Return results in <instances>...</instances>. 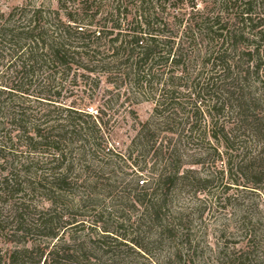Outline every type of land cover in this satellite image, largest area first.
<instances>
[{"label":"trees","instance_id":"trees-1","mask_svg":"<svg viewBox=\"0 0 264 264\" xmlns=\"http://www.w3.org/2000/svg\"><path fill=\"white\" fill-rule=\"evenodd\" d=\"M95 1L83 0L80 12L86 15ZM124 1L129 0L116 2L119 6ZM136 1L139 4L136 13H140L136 15L138 20L135 17V25L128 27L122 39L119 38L121 33L108 38V50L113 58L120 52L127 53L126 61L136 55L131 66L132 75L126 74L127 77L132 76L134 85L141 88L148 86L152 92L154 85H163L164 89L156 90L159 94L154 117L159 118L162 124L170 125L180 120L178 115L189 114L184 111L186 106L179 101L182 94L164 87L185 79V74L165 73L163 68L169 62L173 68L185 67L182 48L178 44L174 58L169 61L176 37L164 38L160 34L163 33L161 29L168 26L158 22L164 2L156 7L150 4L152 0ZM150 5L151 10L144 8ZM221 6L223 9H234L233 18L220 24L218 16L209 18L208 15H200V22L195 25L205 32L202 37L208 48L202 65L210 63L212 77L215 78L210 77L202 84L200 73L191 83L189 89L190 95H194V102L186 121L188 123L193 118L194 122L186 124L188 128H182L177 133L176 143L195 139L194 134L196 142L208 136L207 131L199 130L200 120L206 114L212 125L209 138L216 144L223 145L227 150L237 142L246 149L248 142L254 145V154L245 153L241 157L234 168L235 174H231V158L227 160L228 172L234 185H248L253 191H259L264 183V0L258 8L253 0H222ZM191 9H194L193 5ZM114 11L119 12L118 9ZM52 14L54 17L51 19L50 16L49 19L44 17L40 9L20 14L17 18L13 11L0 14V237L14 245L10 251H0V264H82L79 259H89L82 244L75 251L55 245L47 250L48 244L43 242L59 240L58 225L63 207L61 195L72 184L68 177L74 169L72 150L67 151V146L74 140L79 142L81 160L90 141L92 148L99 146L95 141L99 133L96 126H80L82 118H90L91 115L56 104L63 80L73 73V86L77 77L73 70L92 73L94 70L88 65L100 53L98 42L112 36L120 26L112 24L108 28L103 24L95 28V25L83 24L70 12L64 14V18L58 11ZM95 14L89 16L91 21ZM184 16L180 14L179 26ZM189 29L184 27L182 35L192 40ZM162 52L164 54L160 55ZM79 59L86 61L87 65L79 63ZM157 69L161 72L154 73ZM81 77L84 78V75ZM199 99L200 105L196 106ZM49 105L52 110L45 109ZM225 110L233 121L230 122L233 127L228 130L223 126L218 128L217 117ZM55 113L59 117L50 124L47 118ZM165 129L163 131L172 133V130ZM67 136L68 145L65 141ZM154 137L149 123L140 125L136 140H142L145 148ZM171 142L172 139L166 142L167 149ZM217 157L220 154L217 153ZM162 160L165 164L160 166V170L152 169V174L156 176L154 187H172L179 180L204 187L211 182L206 178L191 177L196 174L193 170L180 172L185 162L174 146ZM201 161L188 164L201 165ZM155 193V188L150 193L144 192L142 200L137 201L143 205L145 215L158 218L165 199L159 203L152 200L146 202V198L152 199ZM47 205L50 207L47 208ZM131 207L134 205L131 204ZM102 229L97 239H88L90 249L103 248L110 252L111 249L106 247L110 244L114 249H141L137 242L126 240L117 232H109L105 226ZM245 254L229 258L228 264H246ZM97 262L99 264V260ZM109 264H123V260L114 254Z\"/></svg>","mask_w":264,"mask_h":264},{"label":"rangeland","instance_id":"rangeland-1","mask_svg":"<svg viewBox=\"0 0 264 264\" xmlns=\"http://www.w3.org/2000/svg\"><path fill=\"white\" fill-rule=\"evenodd\" d=\"M82 1L0 0V14L13 11L15 18L40 9L47 19L49 16L50 19L53 18L52 13L55 11L59 12L61 18L70 12L83 24L95 25V28L104 25L109 28L112 24L120 26L112 36L98 42L100 53L88 65L93 68L92 73L82 69L73 70L77 76L75 85H71L73 73L62 82L56 106L59 104L63 108H75L91 115L90 118H82L80 126H96L99 133L95 141L99 146L92 148L90 141L86 147V155L81 160L78 150L80 143L74 140L68 145L67 136L66 150H72L71 159L74 162V169L68 177L72 184L61 195L63 207L60 212L62 219L58 225L59 240H43L48 244L47 250L55 245L75 251L82 244L89 256L88 261L85 258L79 259L82 264H98L96 260H99V264H109V259L114 254L121 257L123 264H228L229 258L245 253L246 264H264V183L259 191H253L248 185H234L230 181L227 161L231 158V174H235L234 168L240 163L241 157L245 153L250 156L254 154V145L248 142L246 149L237 142L227 150L223 145L216 144L209 138L212 125L206 114L200 120L199 130L207 131L208 136L196 142L194 134L195 139L176 143L177 133L182 128L187 129L186 124L194 122L193 118L188 123L186 121V117L191 115V103L194 102V95H190L189 89L191 83L200 73L202 84L210 77L215 78L212 77V65H202V58L208 48L202 37L205 32L195 25L200 22V15H208L209 18L218 16L220 24H223L233 18L235 10L223 9L222 0H152L150 3L158 7L164 2L158 22L168 26L161 29L163 33L160 34L164 38L176 37L169 61L174 58V51L179 44L185 66L173 68L169 62L163 67L165 73L185 74V79L164 87L166 90L180 92L182 97L179 101L186 106L184 111L189 112L178 115L180 120L176 123L164 125L159 118L154 117L155 101L159 94L156 90L164 89L163 85H154L153 92L148 86L143 85L141 88L134 85L131 66L136 55L126 61L127 53L120 52L113 58L110 49L108 50V38L121 33L119 38L122 39L121 36L128 32V27L135 25V17L138 20L136 15L140 14L136 13L138 2L129 0L118 6L117 0H96L85 15L80 12ZM253 1L258 8L262 0ZM192 5L194 9H191ZM151 7L144 6L148 10ZM115 9L119 12L115 13ZM95 12L91 21L89 16ZM180 14L185 16L179 26L177 21L182 18ZM173 16L176 18L172 19ZM230 24L233 25V21ZM184 27L190 28L192 40L183 37ZM77 61L87 65L82 59ZM157 70L154 73L161 72V69ZM127 73L131 75L127 77ZM83 75L84 78L81 77ZM200 100H197L196 106L200 105ZM45 109L52 110V107ZM57 117L59 115L55 113L47 121L53 124ZM217 119L218 128L223 126L228 130L233 127L230 123L233 121L226 110ZM144 123H149V129L155 136L147 148L142 140H136L140 125ZM165 128L172 130V133L163 131ZM171 139V145L167 149L166 142ZM151 146L153 147L150 149ZM173 146L178 149L181 160L185 162L180 172L193 170L196 174L191 177L209 179L211 182L206 187L191 182L182 183L181 180L172 187H154L156 176L152 174V169L160 170V166L165 164L162 159L166 158ZM108 150L113 155L107 153ZM217 153L220 157H217ZM195 160H202L203 163L188 164ZM234 178L235 176L232 180ZM140 181L144 182L143 185H140ZM154 188L155 195L150 200L146 198V202L152 200L159 203L162 199L166 202L158 218L145 215L143 205L137 201L142 200V193H150ZM103 226L109 232H117L119 236H125L126 240L137 242L141 249H114V246H110L113 244L106 245L111 249L110 252L103 248L90 249L88 239L101 236ZM13 246L0 237V251H10Z\"/></svg>","mask_w":264,"mask_h":264},{"label":"built area","instance_id":"built-area-1","mask_svg":"<svg viewBox=\"0 0 264 264\" xmlns=\"http://www.w3.org/2000/svg\"><path fill=\"white\" fill-rule=\"evenodd\" d=\"M143 183H144L143 181H140V185H143Z\"/></svg>","mask_w":264,"mask_h":264}]
</instances>
